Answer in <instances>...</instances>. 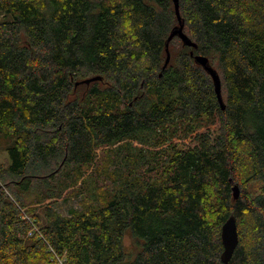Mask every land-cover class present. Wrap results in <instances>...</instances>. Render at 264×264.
<instances>
[{"label": "trees", "instance_id": "1", "mask_svg": "<svg viewBox=\"0 0 264 264\" xmlns=\"http://www.w3.org/2000/svg\"><path fill=\"white\" fill-rule=\"evenodd\" d=\"M179 12L162 70L173 0H0V264H264V0Z\"/></svg>", "mask_w": 264, "mask_h": 264}, {"label": "water", "instance_id": "2", "mask_svg": "<svg viewBox=\"0 0 264 264\" xmlns=\"http://www.w3.org/2000/svg\"><path fill=\"white\" fill-rule=\"evenodd\" d=\"M173 4H174V12H175L178 24L170 31L166 39V42H165L166 58L162 66V70H164L169 63L170 53H169L168 45L174 37H178L184 46L192 48V49H196V44H194L183 33V23L181 21L180 12H179V0H173ZM190 56H192L195 63L201 66L206 71V73L210 76L212 83H213L214 93L216 95L218 104L221 110H224L225 105L223 103L222 96H221V83H220V79H219L217 72L211 66H209L208 59L206 57H203L201 55L193 56L192 52H190ZM159 76H161V73L159 74ZM100 80H101V77L96 76V77L83 80L81 82H77L75 86H78L79 84L88 85L91 82L100 81ZM230 183L232 184L231 186L232 197L234 200H237L240 196V188L237 184H233L232 180H230ZM220 239H221V245H222V252L220 254V260L223 264H227L230 261L233 255V252L235 248L237 247L238 241H239L235 216L230 215L227 218V220L224 222V224L222 225L221 232H220Z\"/></svg>", "mask_w": 264, "mask_h": 264}, {"label": "rangeland", "instance_id": "3", "mask_svg": "<svg viewBox=\"0 0 264 264\" xmlns=\"http://www.w3.org/2000/svg\"><path fill=\"white\" fill-rule=\"evenodd\" d=\"M4 17L2 16V14L0 13V20H2ZM134 147H139V145L136 143V142H133L132 143ZM97 153V158H96V163H95V167L98 166L102 160V157H103V152L101 149H98L96 151ZM126 151H123L122 155L125 154ZM121 155V157H122ZM148 159L149 161L146 162V164L144 165V167H142L141 169V172L146 174L147 172L145 171L147 168H148V165H154V163L152 162L151 160V156L148 154ZM7 159V154L6 152L4 151V149L2 150V148L0 147V162L1 163H4ZM121 159V158H120ZM145 171V172H144ZM151 175V174H150ZM144 176V175H143ZM148 175L144 176L145 179ZM97 186H103L106 184V182H104L103 180L99 179V178H96V183H95ZM78 200L79 199H71L69 200L68 202H63L61 200L57 201L56 205H55V209L57 212H59L61 215H68L70 214V211L71 210H74V209H78L79 208V205H78ZM37 213L41 214V211H37ZM125 245H126V248L128 250H132L134 248V242L127 236L126 238V241H125Z\"/></svg>", "mask_w": 264, "mask_h": 264}]
</instances>
